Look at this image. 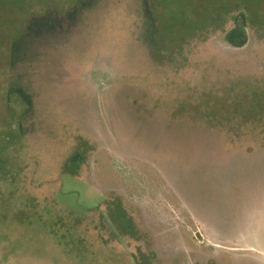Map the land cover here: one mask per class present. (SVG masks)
I'll return each mask as SVG.
<instances>
[{
    "label": "rangeland",
    "instance_id": "1",
    "mask_svg": "<svg viewBox=\"0 0 264 264\" xmlns=\"http://www.w3.org/2000/svg\"><path fill=\"white\" fill-rule=\"evenodd\" d=\"M17 1L0 0V264H264V164L227 151L231 126L264 143V0Z\"/></svg>",
    "mask_w": 264,
    "mask_h": 264
},
{
    "label": "trees",
    "instance_id": "2",
    "mask_svg": "<svg viewBox=\"0 0 264 264\" xmlns=\"http://www.w3.org/2000/svg\"><path fill=\"white\" fill-rule=\"evenodd\" d=\"M24 1L23 0L17 1V4L18 5H20L21 3L25 4ZM12 10H14V7L12 8ZM249 19L250 18L248 17V14L245 11H241L238 14V16L235 17L233 27L230 30H228L226 32V35H225V40L227 41V43L230 46L235 47V48H243V47H245L247 45V43L249 41V33H248V30H247L248 24H249ZM156 32H158L159 34L161 33V30L158 29V24L157 23H156V29L153 32V36H155ZM183 39L184 38H181L179 40V44L177 45L180 48L182 46V42H183L182 40ZM246 127H248V126H246ZM248 128H253V126L249 125ZM262 128L263 127H261L259 130H261ZM230 129L231 130L228 131V134L232 135L231 140L234 137L235 140H232L233 142H236L238 138H240V143L248 142V140H246L244 137H247L249 139V141H250V139H252L251 137L257 138L255 135L254 136H250V134H252V133H249L248 136H243V132H246V130H244L243 128L235 130L231 126ZM246 133H248V132H246ZM260 134H262V131H260ZM77 159H80V156L77 157ZM115 211H116L115 213L118 216V218L120 219V221L123 222L124 224L126 223V225H128L129 221L128 222L125 221L126 217L123 214L122 209L120 207H117V210H115Z\"/></svg>",
    "mask_w": 264,
    "mask_h": 264
},
{
    "label": "crops",
    "instance_id": "3",
    "mask_svg": "<svg viewBox=\"0 0 264 264\" xmlns=\"http://www.w3.org/2000/svg\"><path fill=\"white\" fill-rule=\"evenodd\" d=\"M243 129L246 130V132L252 133V134H255L258 132L254 128L246 127ZM252 129H254V130H252ZM229 144L231 145V147H229L227 151L230 152L231 154L241 156L242 158L243 157H246V158L250 157L253 159H259V161L262 163H257V164H264V151L260 152V149L257 150V148H256L257 146L264 145V143L258 141L257 138H252V139H250V141L248 140V142H243V143H240V138H238L236 142H233L230 140ZM243 239L247 240V236L244 234L241 236L240 240H243ZM253 242H255V241H253Z\"/></svg>",
    "mask_w": 264,
    "mask_h": 264
}]
</instances>
